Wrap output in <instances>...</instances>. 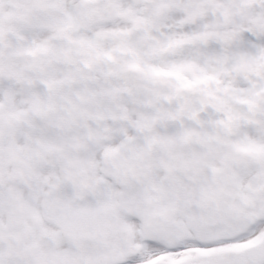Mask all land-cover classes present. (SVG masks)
<instances>
[{
  "label": "snow or ice",
  "instance_id": "1",
  "mask_svg": "<svg viewBox=\"0 0 264 264\" xmlns=\"http://www.w3.org/2000/svg\"><path fill=\"white\" fill-rule=\"evenodd\" d=\"M0 264H264V0H0Z\"/></svg>",
  "mask_w": 264,
  "mask_h": 264
}]
</instances>
